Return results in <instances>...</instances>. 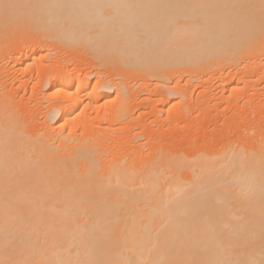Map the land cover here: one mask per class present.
Instances as JSON below:
<instances>
[{
  "label": "bare ground",
  "instance_id": "1",
  "mask_svg": "<svg viewBox=\"0 0 264 264\" xmlns=\"http://www.w3.org/2000/svg\"><path fill=\"white\" fill-rule=\"evenodd\" d=\"M0 264H264V0H0Z\"/></svg>",
  "mask_w": 264,
  "mask_h": 264
},
{
  "label": "rangeland",
  "instance_id": "2",
  "mask_svg": "<svg viewBox=\"0 0 264 264\" xmlns=\"http://www.w3.org/2000/svg\"><path fill=\"white\" fill-rule=\"evenodd\" d=\"M35 66H36V65H35ZM31 75H32V78H33V79L31 78V76H29V77H30V82H29V84H31L32 81L35 80L36 77H37L36 74H35V70H34V72H32ZM34 77H35V79H34ZM33 82H35V81H33ZM31 85H32V84H31ZM29 89H30V88H29V86H28V90H29ZM214 90H215V89H214ZM214 90H213V91H214ZM195 92H196V91H195ZM27 96H28V92H27ZM224 96H225V95H223V98H224ZM225 98H226V97H225ZM44 101H47V100L44 99ZM213 101H214V100H213ZM218 101H219V100H218ZM218 101H217V102H218ZM220 101H221V102L218 103L219 105L217 104L216 107H217V106L220 107L221 105L224 106L223 104L226 103V99H225L224 101H223V100H220ZM222 103H223V104H222ZM36 107H37V106H36ZM36 107H34V108H36ZM250 107H251V106H249L248 108H250ZM221 108H222V107H221ZM36 109H37V108H36ZM136 110L139 111V109L135 108V111H136ZM214 110H215V109H214ZM214 110L212 109L211 111H213V114L216 115L215 112H214ZM242 110H244V108H242V109L239 110V111L242 112V113H241L242 116H246V115H244V114L246 113L245 110H244L245 113H244ZM148 111H149V110H148ZM215 111H216V110H215ZM246 111H247V110H246ZM226 112H227V113L229 112L228 115H229V114H230V115L233 114V113H231V112H232V109H229V110L226 111ZM134 113H135V112H134ZM136 113H138V112H136ZM211 113H212V112H211ZM151 114H152V113H150V114L147 115V113H145V114H144V118H145L146 120H151V118H153V116H152L153 114H152V115H151ZM247 114H248V112H247ZM145 115L148 116V117H146ZM163 116H164V114H162L161 117H163ZM193 116H194V114H193ZM197 116H198V115H196V117H197ZM211 116H212V114H211ZM242 116H241V117H242ZM194 117H195V116H194ZM194 117L192 118V120H193L194 123H192V121L190 122L191 119L188 120V122H187V123H188L187 126H189V122H190V125H191V123H192V127L189 126V127H190L189 130H192V131H193V135H196V136H197L196 133L199 132L198 130H200V132H203V131H201V130H205V132H208V133H210L211 135H212L214 132H217L216 128L214 127L215 125L213 126L211 122L208 123V121H210V119H206V121L203 120V122H200V121H198V119H195L196 117H195V118H194ZM148 118H149V119H148ZM163 118H164V117H163ZM194 120H195V121H194ZM207 120H208V121H207ZM230 120H231V119H230ZM198 122H199V123H198ZM168 123H169V121L166 120V121H164V122L161 123L162 125L160 124L161 127H162V131H161V133H163V131H165V132L163 133L164 136H165L166 132H167L170 136H172V137H173V136H177V137H178V136H180L181 134H184V133L186 134V132H185L184 130H182V129H181V131H183L184 133L182 132V133L180 134V130H179L178 127H176L175 129H173V128L171 129V128H170V129L168 130V128H169V126H167V125H169ZM201 123H203V124H201ZM216 123H219V121L216 122ZM152 124H153V125H152ZM193 124H194V126H193ZM199 124H200V125H199ZM209 124H210V125H209ZM151 125H152L153 127H152ZM151 125H150L151 128H155L156 123H151ZM181 125H183V124H181ZM211 125H212V127H211ZM165 126H166V127H165ZM205 126H206V127H205ZM196 127H198L199 129L196 128ZM213 127L215 128V130H214V129L212 130ZM163 128H164V130H163ZM177 128H178V130H176ZM203 128H204V129H203ZM210 128H211V129H210ZM195 129H196V130H195ZM207 129H208V130H207ZM167 130H168V131H167ZM189 130H188V131H189ZM178 131H179V132H178ZM188 131H187V132H188ZM196 131H197V132H196ZM189 132H190V131H189ZM170 133H173V134H170ZM191 133H192V132L187 133V134L184 136L185 140H186L187 138H192V139H193V138L195 137V136H192ZM208 133H207V135H208ZM168 134H166V135L169 136ZM179 134H180V135H179ZM198 134H199V133H198ZM211 135H209V137H210ZM215 135H216V133H215ZM167 136H166V138H167ZM177 137H175V138H177ZM180 137H182V136H180ZM180 137H178V138H180Z\"/></svg>",
  "mask_w": 264,
  "mask_h": 264
}]
</instances>
